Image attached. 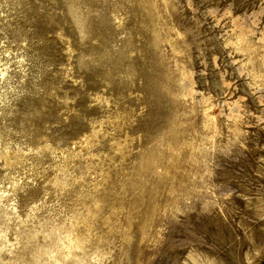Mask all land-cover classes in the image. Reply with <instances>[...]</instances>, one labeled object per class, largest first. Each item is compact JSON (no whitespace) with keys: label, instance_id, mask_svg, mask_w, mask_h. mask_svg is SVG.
<instances>
[{"label":"rangeland","instance_id":"1","mask_svg":"<svg viewBox=\"0 0 264 264\" xmlns=\"http://www.w3.org/2000/svg\"><path fill=\"white\" fill-rule=\"evenodd\" d=\"M0 264H264V0H0Z\"/></svg>","mask_w":264,"mask_h":264}]
</instances>
